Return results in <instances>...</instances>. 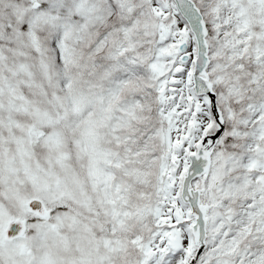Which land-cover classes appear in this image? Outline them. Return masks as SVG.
Instances as JSON below:
<instances>
[{"label":"snow or ice","instance_id":"1","mask_svg":"<svg viewBox=\"0 0 264 264\" xmlns=\"http://www.w3.org/2000/svg\"><path fill=\"white\" fill-rule=\"evenodd\" d=\"M0 264H264V0H0Z\"/></svg>","mask_w":264,"mask_h":264}]
</instances>
